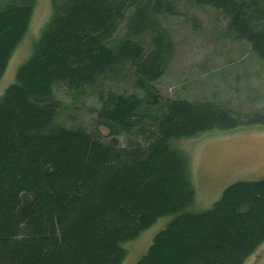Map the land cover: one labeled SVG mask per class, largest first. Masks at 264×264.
<instances>
[{
    "label": "trees",
    "instance_id": "1",
    "mask_svg": "<svg viewBox=\"0 0 264 264\" xmlns=\"http://www.w3.org/2000/svg\"><path fill=\"white\" fill-rule=\"evenodd\" d=\"M180 1L52 0L0 96V264H121L123 243L171 214L136 264H243L264 242V177L235 181L211 207L188 210L195 189L175 140L264 126V111L162 96L157 82L176 49L163 17ZM189 1L222 13L226 34L264 61V0ZM36 2L0 3V80ZM119 76L141 93L99 91L93 129L57 121V84L81 96Z\"/></svg>",
    "mask_w": 264,
    "mask_h": 264
},
{
    "label": "rangeland",
    "instance_id": "2",
    "mask_svg": "<svg viewBox=\"0 0 264 264\" xmlns=\"http://www.w3.org/2000/svg\"><path fill=\"white\" fill-rule=\"evenodd\" d=\"M6 0H0L3 3ZM52 13V0H37L28 30L14 50L0 80V96L16 80L18 67L31 55ZM164 25L175 41V53L157 86L164 98L182 97L189 100L212 99L245 115L264 111V61L245 39L225 32L226 18L211 6H197L189 0L179 2L175 15L163 17ZM124 32V22L119 35ZM112 89L130 93V76L102 80L88 88L85 95H76L59 83L54 92L62 102L57 121L67 127H94L96 109L101 107L99 91ZM104 133L108 129L100 127ZM189 160L195 200L188 208L202 211L217 201L224 189L239 180L264 177V126L239 125L232 129L212 130L195 137L175 140ZM175 214L166 215L139 236L123 243L127 256L121 264H136L146 253L154 236L164 229ZM243 264H264V242Z\"/></svg>",
    "mask_w": 264,
    "mask_h": 264
}]
</instances>
